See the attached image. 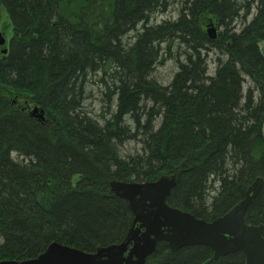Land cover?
<instances>
[{"label":"trees","instance_id":"16d2710c","mask_svg":"<svg viewBox=\"0 0 264 264\" xmlns=\"http://www.w3.org/2000/svg\"><path fill=\"white\" fill-rule=\"evenodd\" d=\"M172 9L177 19L156 22ZM3 12L13 36L0 55V261L124 242L134 215L112 181L176 175L169 205L211 221L264 180V0H0V24ZM166 60L178 66L168 87L152 78ZM128 142L141 149L124 159ZM246 220L264 225V185ZM212 257L161 243L147 264H245Z\"/></svg>","mask_w":264,"mask_h":264},{"label":"water","instance_id":"95a60500","mask_svg":"<svg viewBox=\"0 0 264 264\" xmlns=\"http://www.w3.org/2000/svg\"><path fill=\"white\" fill-rule=\"evenodd\" d=\"M207 33L211 39L216 38L213 22ZM5 43L1 34L0 46ZM258 47L264 60V40ZM2 53L7 54L8 49ZM31 116L44 121L45 111L36 107ZM262 134L264 138V123ZM263 185V179L258 178L247 189L243 200L207 222L169 206L168 200L176 186L175 175L146 183L112 181V192L125 200L134 214L133 226L123 243L101 247L93 253L52 243L36 258L0 261V264H146L160 242H166L172 254L186 247L205 246L212 249L213 260L240 253L245 264H264V225H253L246 220L247 210Z\"/></svg>","mask_w":264,"mask_h":264},{"label":"rangeland","instance_id":"374dc122","mask_svg":"<svg viewBox=\"0 0 264 264\" xmlns=\"http://www.w3.org/2000/svg\"><path fill=\"white\" fill-rule=\"evenodd\" d=\"M178 17V11L177 10H171L170 12H167L165 14L158 16L157 23H161L163 20H175ZM218 29V28H217ZM3 35V37L6 39V47L9 44L10 39L13 36V27L11 25V22L9 18L5 15V12L2 13V20L0 24V35ZM2 48H0L1 51ZM217 55L214 54L211 56V59H216ZM215 62L210 63V75H213L215 73ZM178 72V66L177 63L173 60H166L162 64H158L156 66V69L153 73L152 78L158 82L160 85L168 87L173 82L175 74ZM248 86H246L247 88ZM102 90L99 86H93L90 90L89 95L91 96V100L88 103V108L90 111H92L93 115L96 117H100L102 114L105 113V95H102ZM90 98V97H89ZM23 102H20L19 105H22ZM26 108H29L28 106ZM141 149V145L137 142H128L126 143L122 148L119 149V155L127 159L128 156L135 155L137 152H139ZM1 244V241H0Z\"/></svg>","mask_w":264,"mask_h":264},{"label":"bare ground","instance_id":"6f19581e","mask_svg":"<svg viewBox=\"0 0 264 264\" xmlns=\"http://www.w3.org/2000/svg\"><path fill=\"white\" fill-rule=\"evenodd\" d=\"M158 83V82H157ZM91 90V89H90Z\"/></svg>","mask_w":264,"mask_h":264}]
</instances>
